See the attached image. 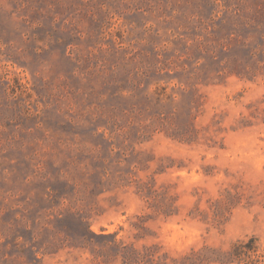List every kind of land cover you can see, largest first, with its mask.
Listing matches in <instances>:
<instances>
[{"label":"rangeland","instance_id":"374dc122","mask_svg":"<svg viewBox=\"0 0 264 264\" xmlns=\"http://www.w3.org/2000/svg\"><path fill=\"white\" fill-rule=\"evenodd\" d=\"M88 227L264 255V0H0V264H119Z\"/></svg>","mask_w":264,"mask_h":264},{"label":"trees","instance_id":"16d2710c","mask_svg":"<svg viewBox=\"0 0 264 264\" xmlns=\"http://www.w3.org/2000/svg\"><path fill=\"white\" fill-rule=\"evenodd\" d=\"M104 231V230H102ZM86 236L88 237V251L95 257L93 246L100 244L103 246L108 256L111 252L113 263L119 264H263L264 255L260 250L258 239L249 237L246 240H238L227 250L213 249L203 246L200 249H190L178 258L169 256L167 253H159L154 245H143L136 248L132 244H125L116 240V233L96 234L89 227ZM91 247L93 249H91ZM109 251V252H108Z\"/></svg>","mask_w":264,"mask_h":264}]
</instances>
